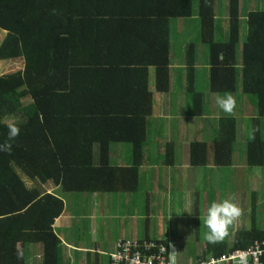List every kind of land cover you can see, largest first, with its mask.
Masks as SVG:
<instances>
[{
	"label": "trees",
	"instance_id": "1",
	"mask_svg": "<svg viewBox=\"0 0 264 264\" xmlns=\"http://www.w3.org/2000/svg\"><path fill=\"white\" fill-rule=\"evenodd\" d=\"M219 6L227 29L222 28L225 37L217 41ZM180 19L192 21L196 41L206 45L210 93L233 96L240 81L242 94L258 111L248 138H238L235 117L218 119L209 139L214 166L228 167L233 146L245 139L246 165L263 168V10L247 13V36L237 64L239 0H0V30L5 32L0 62L23 61L22 70L0 75V143L7 139L10 119L20 128L11 153L0 152V264H69L58 253L54 230L68 194L137 191L153 115L149 70L155 93H167L170 27L179 28ZM186 48L185 73L179 70L176 82L181 86L185 77V91L197 108L194 115L202 117V96L194 87L195 44ZM112 144L130 146V167L110 164ZM208 150L206 142L192 141L190 165L205 166ZM166 151L169 156L173 149ZM47 184L54 193L46 192ZM256 200H251L248 226L242 224L232 246L206 243L200 257L264 240V217L259 228Z\"/></svg>",
	"mask_w": 264,
	"mask_h": 264
},
{
	"label": "crops",
	"instance_id": "2",
	"mask_svg": "<svg viewBox=\"0 0 264 264\" xmlns=\"http://www.w3.org/2000/svg\"><path fill=\"white\" fill-rule=\"evenodd\" d=\"M181 40V39H180ZM180 42H183L182 40ZM179 49V44H176V47L171 45V51L173 49ZM170 55V87L169 91L164 94H159L158 102L163 106L171 104L172 98L174 97L172 82L174 83L179 81V70H182L184 73L185 60L183 62H178L179 56L177 55V61L172 65ZM179 53V52H178ZM205 53V52H204ZM201 80L200 82L207 86L210 78V68L208 65L207 53L206 57L201 54ZM198 64L195 62V78L199 79L198 73ZM181 90L185 91V77H183V83L181 84ZM215 96L217 94H214ZM171 96V99L169 98ZM181 97V95H180ZM216 99H213L214 103ZM216 104V103H215ZM239 104H236L235 111ZM234 111V113H235ZM224 114L220 112L221 116L217 115L207 123L203 122L206 126L200 129L199 123L195 122V119L190 117L186 120L177 118V119H168L170 118V112L154 116L155 119V131L154 136L152 137V143L156 148L150 149L146 141V146L142 152L141 162L138 167V181H137V191L134 193L121 191L118 193L107 194L108 197L114 198L119 197L120 202L122 203L121 210L118 213L122 218L120 224L117 225V230L115 232H110L106 225V215L104 210H101V214L96 217L97 221L93 219V215H90L94 210L97 215V208L94 206L98 205L97 203H102L104 200H107L108 197H102L105 194L93 193L91 195H78L75 194L73 199L76 201L77 205L91 203V208L84 216L87 215L88 220L93 224V231H84V229H78L76 234H72L69 228L70 215L73 214L74 209L77 205L68 206L66 199L64 200V212L61 214L60 218L56 219L54 230L55 234L60 240L58 245V253L65 255L70 259L69 264H108L107 255L113 253L116 250V244L118 239H135L138 241H150V242H159L162 244L172 243L175 245L176 250L179 252L182 250L183 240V228L181 226L184 217H186V211L189 209L187 204L192 202L193 196V185L194 183L200 182V178L205 176L207 173L211 177L203 178V188L201 194H199L198 201L203 203V200H209L210 202L223 201V196H217L218 193L224 190H220V185L222 182H225V177L228 173L225 171V167L214 166L213 164V153L210 150L211 146V137L215 136L217 121L222 116H233L236 117V114ZM204 116H207L206 113H203ZM200 117V119H202ZM171 120V121H170ZM195 123L196 126L193 127V131L189 138H187V131L190 128V124ZM169 124V125H167ZM170 127L171 131H166L167 127ZM148 128V127H147ZM200 129V130H197ZM175 130V132L173 131ZM151 132V131H150ZM153 132V131H152ZM213 139V138H212ZM192 141L206 142L208 145V161L205 166L193 167L189 162V144ZM242 142L246 143L245 139H242ZM111 146V145H110ZM109 146V156H112ZM173 149L172 156H168L166 149ZM119 152L115 157L120 159L122 147H119ZM176 150V151H175ZM176 152V153H175ZM116 153V152H115ZM171 157V158H166ZM243 156V149L238 151V163L240 167H248L246 165L245 156L244 160H240L239 157ZM133 163V158L130 152H125V156L120 162H116L112 166L118 167H130ZM231 166V163L230 165ZM249 182L246 183L245 180L240 182L237 181V186L240 188L241 194L240 197L237 195L238 204L243 209L241 202H245L247 196H252L256 198V202H260V198L253 193L256 191L255 187L261 185L262 181L255 178V171H251L250 168ZM202 173V174H201ZM226 174V175H225ZM235 175V173H234ZM254 175V176H253ZM234 181L233 175L229 180L228 188ZM250 186L251 190L246 191V187ZM215 187H219L216 191ZM153 193H155L153 195ZM162 193V194H161ZM157 194V195H156ZM150 197L149 199L147 197ZM96 197V202L93 204L92 199ZM218 198V199H216ZM230 198V196L228 197ZM137 199L142 203V211L138 209L136 213L131 209L132 203H136ZM161 201V202H160ZM234 202V200H233ZM157 204V205H156ZM207 203H204L203 207L205 208ZM252 205L250 204V207ZM152 207V208H151ZM145 208V210H144ZM245 211L247 210L244 208ZM243 209L242 216L237 220L235 228L239 227L241 229L242 224L247 227L248 224L243 221L244 218H247ZM251 209V208H250ZM196 212V211H195ZM248 212V211H247ZM251 215V214H250ZM126 216V218H125ZM199 216V214L197 215ZM136 218L133 222L132 219ZM82 219V218H81ZM129 219H131L129 221ZM108 224V223H107ZM57 226H60V232L58 231ZM91 228L90 226L88 227ZM237 231L234 230V233ZM123 233H127V236H121ZM112 238H110V235ZM74 238H73V236ZM106 236V240L103 244H99L97 238L101 236ZM235 235V234H234ZM71 237V238H70ZM185 239V238H184ZM224 238L222 241H226ZM235 236H233V241ZM90 242V243H88ZM206 241L201 244V250L196 256V261L201 256V251L206 247ZM112 244V245H111ZM110 246V247H109ZM109 247V248H107ZM111 249H114L113 251ZM179 256V253H178ZM195 261V263H196ZM179 263V262H178Z\"/></svg>",
	"mask_w": 264,
	"mask_h": 264
},
{
	"label": "rangeland",
	"instance_id": "3",
	"mask_svg": "<svg viewBox=\"0 0 264 264\" xmlns=\"http://www.w3.org/2000/svg\"><path fill=\"white\" fill-rule=\"evenodd\" d=\"M226 1L227 0H219L220 4L225 3ZM252 10H255V11L263 10L264 11V0H239V14H240L241 20L239 23V42L236 47L237 64L241 61L242 44L245 42V39L247 36L246 16H247V13ZM218 11H219L218 16H217L218 21L216 22V34H215L217 41L223 40L225 37L226 32H223L222 28L227 29V22L223 20L225 12L222 13V8L220 6H219ZM179 22H180L179 28L174 30L172 26L170 27V35L172 37L170 42L172 43L173 47H176V44H179L180 46L181 40L184 41V43L181 44L182 50H179V49L177 50L176 48L173 49L172 57H171L172 65L175 64V62L177 61L178 52L180 54L178 62H183L186 59L185 57L186 49H187L186 45L189 43H194L195 44V49H194L195 58L194 59H195V62L198 64L197 68L199 69L198 73L200 76L201 75L200 73L202 71L200 57H201V54L204 55V57H206V53H207L206 45L199 42L198 39L196 41L195 36H197L198 31L197 30L193 31L192 21L190 20L188 21V19H180ZM176 35H179V37L173 40ZM180 35H182L181 38H180ZM4 36H5V32L0 30V44ZM186 36H187V40H186ZM22 69H23V61L21 59L0 62V75L16 72ZM200 80H201V76L199 77L198 80L197 78H195L194 87H195V91L197 93H200L202 96V100H203L202 112L207 114V116H204L202 113V116H203L202 119L194 115L195 110H197V108H194L196 104L194 105V101H193V98L191 97V94H189L186 91H182L181 86H179L177 82L175 83L172 82V87H173L172 92L174 93V97L172 98L171 104L163 106L160 102H158L159 97H163V96H160L159 94L155 93L154 73L152 69L149 70V85H150L149 87H150L151 92L153 93V115L151 116V118L148 119V123H147V127H148L147 128V143L149 142L147 145L148 147H150V149L156 148V145L154 146L151 143H152V137L154 136L155 131L157 132L154 126L155 125L154 116H157L159 112L160 114H163L169 111L170 118L168 119L180 118V119L186 120L192 117L195 119V122L199 123L201 127L200 129L206 126L203 122L207 123L209 121H212V119L216 115L217 117L221 116L220 112L224 113L217 107L215 102L214 103L212 102L213 99H216V96L210 93L208 83L206 86L203 83H201ZM237 87H238L237 92L235 93V95H233V97L236 100V104H239L234 113L236 114L235 118L238 124V131H239L238 138L244 135H246V138H248V135L250 133V126H251L250 121L251 119L258 117V111L255 108V106L251 103L250 99L244 94H242L240 81H238ZM169 98L171 99V96H169ZM195 126H196L195 123H193L192 126L190 124V128L187 131V136H188L187 138L191 136L192 133L190 132L193 131V127ZM262 126L264 128V123H262ZM200 129H197V130H200ZM166 131H171L169 126L167 127ZM173 131L175 132V130ZM119 147H122L120 159L115 157L117 153L120 151ZM240 149H243V156L239 158L240 160H244V156H246V144L242 142V139L239 141L237 145L233 146L232 156L230 159L231 166L224 168L225 171L228 173L227 177L229 178V180L231 179L233 175L234 181H232L231 183L234 185H231L228 188L229 185L227 184L229 180L225 177V182H222L220 185V190H224V191H221L220 193H218L217 196H223L224 197L223 199H226L230 196V198H234V202L238 204V198L235 196L238 195L240 197V195L243 196V194H241L239 190L240 188H242V186H240L239 188L237 186V181L240 180V182H242L245 180L246 183H250L249 182L250 170L248 168H250L251 171H255V178L257 180L262 181L261 185H257V187H255L256 191H253V193L256 194L258 198H260L259 206L257 203V210L255 211L256 212L255 217L257 219V225L259 226V228H262L263 227V217H264V213H263L264 167L263 168L240 167L238 163V151ZM95 150H96V147H95ZM126 151L130 152V146L128 144H112L110 146V152L114 155L109 156L110 163L114 165L116 162H120L125 156ZM208 177H211L209 173H207L205 176H202L200 178V182H198L197 184L194 183L193 185L192 202L190 204H187L189 206V209L186 211V215H185L186 217L182 218L183 221H182L181 226L183 228V237L185 238V239L183 238V240L185 241L182 243V250L179 251V256H178L179 263L178 264H195L196 256L199 254V251L201 250V244L205 241L203 238V234L206 231V229L203 226V217L207 209H205L206 207L204 208L203 205L204 203H207V205L210 206L213 203V201L210 202V199L209 200L201 199L203 200V203H200L198 201L199 197L197 196L201 194V191L203 188L202 179L208 178ZM44 188L47 193H54L55 188L53 185L47 184V185H44ZM215 189L217 191L219 187H215ZM250 190H251V187L247 186L246 191H250ZM98 194H105V193H98ZM154 194L155 193H153V195ZM74 195L75 194L73 193L70 195L68 194V197L66 198L68 201V206L70 205L73 207L74 205H77L76 201L73 200L75 199ZM82 195L85 196L87 194H82ZM102 197H108V196L107 194H105ZM147 198L149 199L150 197L148 196ZM96 199H97L96 197L92 199L93 204L96 202ZM251 200H252V196H247L245 202H241V204L243 205V209L244 208L247 209L246 211L244 209L245 213H247L245 215L246 217L248 216L249 210L251 208L250 207ZM215 202L218 203L221 201H215ZM97 204L98 205L94 206L95 209L97 208V215H95L96 211L94 210L91 212L90 215H93V219L97 221L96 217H98V215L101 214L102 212L101 210H104L105 215L107 216L105 221H106L108 230L110 232H115L117 230V225L120 224V222L122 221V218L118 214L122 206V203L120 202V198L119 197H114V198L108 197V199L104 200L101 204L100 203H97ZM91 205L92 204L89 202L83 205L79 204L75 207L74 212L72 215H70V220H69V223H70L69 228L72 234H76L78 229L79 230L84 229V231H87V232L93 231V228H94L93 224L88 220L87 215L85 216L83 215L89 211V208H91ZM131 209L134 210V213H136L138 209L142 211V203H140L139 200L137 199L136 203H132ZM198 214L199 216H197ZM130 220L131 219H129V221ZM135 220L136 218L133 217L132 221L134 222ZM244 221L246 222V224H248L247 222L250 221V217L244 218L242 222ZM236 223L237 221L229 228L228 230L229 234L228 236L225 237L228 248L229 246H232L233 244V236L235 234L234 230L240 231L239 227L235 228ZM89 226L91 227L90 229L88 228ZM57 228L60 229V226H57ZM109 235H110V238H112V235L111 234ZM121 236H127V233H123ZM105 240H106V236L104 235L97 238V241L99 244H103ZM111 250L113 251L114 249H111Z\"/></svg>",
	"mask_w": 264,
	"mask_h": 264
},
{
	"label": "clouds",
	"instance_id": "4",
	"mask_svg": "<svg viewBox=\"0 0 264 264\" xmlns=\"http://www.w3.org/2000/svg\"><path fill=\"white\" fill-rule=\"evenodd\" d=\"M222 57V53L219 54ZM217 107L226 114H233L236 108V100L230 93L216 95ZM7 139L0 143V152L11 153L13 141L19 136L20 128L15 119L7 122ZM234 198H226L221 202H213L206 210L203 217V226L206 231L204 240L215 245L228 236L229 228L242 216L243 209L233 202ZM162 253H167L166 264H178V251L174 244L169 243L167 247L161 248ZM111 254V253H110ZM109 264V254L107 255Z\"/></svg>",
	"mask_w": 264,
	"mask_h": 264
},
{
	"label": "built area",
	"instance_id": "5",
	"mask_svg": "<svg viewBox=\"0 0 264 264\" xmlns=\"http://www.w3.org/2000/svg\"><path fill=\"white\" fill-rule=\"evenodd\" d=\"M162 247L167 246L149 241L118 239L116 250L109 254V264H166L167 253L161 252ZM195 264H264V240H255L245 249L208 254L200 257Z\"/></svg>",
	"mask_w": 264,
	"mask_h": 264
}]
</instances>
